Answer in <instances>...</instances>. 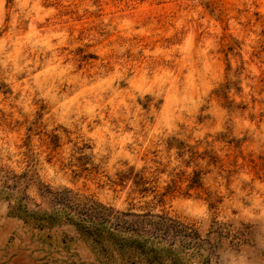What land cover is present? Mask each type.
Wrapping results in <instances>:
<instances>
[{
	"label": "rangeland",
	"instance_id": "1",
	"mask_svg": "<svg viewBox=\"0 0 264 264\" xmlns=\"http://www.w3.org/2000/svg\"><path fill=\"white\" fill-rule=\"evenodd\" d=\"M0 15V264H264V0Z\"/></svg>",
	"mask_w": 264,
	"mask_h": 264
},
{
	"label": "clouds",
	"instance_id": "2",
	"mask_svg": "<svg viewBox=\"0 0 264 264\" xmlns=\"http://www.w3.org/2000/svg\"><path fill=\"white\" fill-rule=\"evenodd\" d=\"M0 7H2V0H0ZM3 22V17L0 15V23ZM13 25H15V17H13ZM16 71H20V69H16ZM58 91V89H56ZM55 95V92H53ZM17 109H19L23 114H30L33 111V107L31 105V95H21V97L15 101H11Z\"/></svg>",
	"mask_w": 264,
	"mask_h": 264
}]
</instances>
